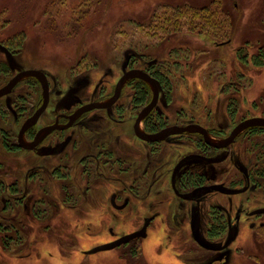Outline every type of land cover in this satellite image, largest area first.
Returning a JSON list of instances; mask_svg holds the SVG:
<instances>
[{
    "label": "rangeland",
    "instance_id": "374dc122",
    "mask_svg": "<svg viewBox=\"0 0 264 264\" xmlns=\"http://www.w3.org/2000/svg\"><path fill=\"white\" fill-rule=\"evenodd\" d=\"M187 6L194 9L212 7L218 10L220 19L227 16L231 24L229 35L226 38L218 36V29H212L215 33L209 29V34L197 30L167 35L162 32H166L165 27L150 25L156 11L166 13L169 7ZM150 27L153 29L148 30ZM0 45L17 48L12 58L18 67L11 69L0 50V69L7 67L8 70L7 75L0 73V87L18 70L37 69L47 73L51 103L46 117L53 113L57 91L64 93L76 88L78 81L86 83L75 91L83 100L108 97L127 70L130 56L136 58L141 69L146 68L149 61L158 62V66L172 77L173 91L168 97L161 93L158 105L168 124L200 122L212 125L218 129L216 131L221 130L219 132L230 131L236 122L227 113L232 101L240 109L237 117L259 116L264 112V66L254 64L261 51L264 53V0H0ZM242 57L247 58L246 63ZM39 88L28 78L0 100V127L14 132L9 139L17 137L19 122L10 124L15 117L6 109V102L23 99L24 110L30 109L41 99ZM132 94V88L127 86L118 103L126 109L128 123H134L138 113L131 104ZM104 115L110 116L113 125H117L110 112L91 114L85 121L92 130L88 128L83 137L89 139L86 141L90 146L79 144V149L76 145L74 150H66L54 159L13 151L4 145L0 134V180L13 183L20 179L24 184L29 177L25 186L32 191L27 201L28 209L20 208L12 215L7 214L20 232L8 233L7 250L0 241V264H264V227L258 222L252 229L249 223L254 218L248 219L245 214L264 205L262 188L232 198L203 193L195 199L197 204L182 201L178 208L179 201L171 191L170 180L175 163L194 148V142L189 140L167 142L162 146L163 153L156 158L124 133L127 124L115 130L114 134L125 144L121 150L126 152V158L141 160L143 154L148 163L149 183L152 185L155 181V185L153 189L149 187L148 192L145 188L141 200L135 197L140 194L135 187L134 207L137 209H127L114 220L112 213L115 211L109 209L106 202L110 201L119 183L124 185L126 178L109 183L106 181L109 171L105 170L101 182L96 181L85 192L86 177L82 174L79 158L83 154L81 149L84 148L85 153L94 147L92 134L96 133L97 125L103 127L107 122L100 118ZM11 143L14 141L8 143L12 147ZM137 150L142 151L139 154ZM251 158L248 156L246 163ZM61 160L65 164H60ZM67 160L69 162H65ZM254 162L252 160L250 165ZM243 163L246 164L245 160ZM228 165L227 162L194 170L204 171L214 176L211 182L227 186L223 171ZM53 169L68 176L65 185L71 183L70 196L64 205V183L52 174ZM35 170L37 174L33 173ZM140 171L141 168L135 173ZM261 183L258 182L263 185ZM46 201L56 202L61 209L48 215L47 207L41 204ZM145 203L155 205V210L142 209ZM211 204L243 207L239 206L243 212L240 223L232 214L235 228L240 230L238 237L234 239L232 234H227L216 240L202 239L220 247L230 245L227 250L230 255L224 263L216 261L221 253L200 247L191 232L192 208L200 206L198 226L204 234L212 215ZM155 211L160 212V217L149 228L146 239H138L110 252L84 253L107 240L140 229L144 216ZM174 211L179 213L176 222L168 220ZM261 220L264 221V216ZM111 228L114 236L109 232Z\"/></svg>",
    "mask_w": 264,
    "mask_h": 264
},
{
    "label": "flooded vegetation",
    "instance_id": "af4514ba",
    "mask_svg": "<svg viewBox=\"0 0 264 264\" xmlns=\"http://www.w3.org/2000/svg\"><path fill=\"white\" fill-rule=\"evenodd\" d=\"M3 47L8 52H10L11 56H13L12 54H15V51L17 50V48L14 45L13 46L3 45ZM2 52L6 55L4 51ZM7 61L11 69L18 68L17 65L14 63V61H13L14 65H12L8 59ZM158 65H159L158 62L149 61L146 65V68L144 67L143 69H141V67L137 65L136 58L134 56H130L128 58L126 65L127 70L124 72L125 74L126 72L135 69L142 70L146 72L148 75H150L158 85L159 98L157 105L152 110V112L146 118H144L142 122L139 124V129L145 134L154 135L165 129L176 126L187 127L190 125H199L207 131L209 135V139L213 143L221 144L224 141H226L232 135L233 131L243 122H246L251 119H264V112L261 113V115L259 116L253 115L248 117L246 115H241L237 117L238 114H240L239 112L240 109L236 106V104L233 103L232 99H230L232 103L227 107V113L230 115V118L233 120V122L236 121L230 131L224 130L222 132H219L221 130L216 131L218 129L214 128L212 125H206V124L204 125L200 122L198 123L192 122L188 124L176 123L174 125L168 124L165 121L163 114L158 109V105L160 102L161 93L165 94L168 97L172 93L173 88L171 89L165 88V86L161 83V81H159L155 77V74L162 73L163 75H166L171 80V84L173 79L170 75L166 74L163 68H160ZM6 68L0 69V73H3V75H7L8 70ZM28 70H37V69L18 70V73L12 76L6 83H4V85L0 87V90L3 87H5L19 73ZM37 71H41V70H37ZM43 73L46 75L49 83L48 104L44 109V111L42 112V114L40 115V117L38 118V120L36 121V123L25 131V133L22 136V139H20V135L25 123L30 118H32L37 113V111H39L44 105L45 99H44V90L42 84L35 77H31V76L25 77L20 82H18L17 85L8 94L0 97L1 100L9 96L20 85L21 82H23L28 78L33 79L35 81V84L40 87L39 89L42 92V96L40 97L41 99L39 100V102L36 103L35 105H31L32 108L27 110H24L25 108L23 107V99L18 98V100L16 101L17 103L16 102L12 103V101L6 102V109L7 110L9 109L10 112L12 113V116L15 117V120H12V123L10 122V124L13 126V123L17 121L19 122L18 124L19 126L18 125H17L18 127L16 126L18 128L17 131L18 135L17 137L13 136L14 139H9L10 136H12V134L14 133L13 131L10 132L8 129H5V127H0V134L2 136V141L6 147H9L13 151L16 152L26 151L34 154L33 155L34 157L40 159H47V158L54 159L62 156L66 150H70V149L74 150V148H76V145L78 146L80 144L83 147L85 145L90 146V143L86 141L89 139L86 138L84 140L83 137L88 133L87 132L88 128L92 130L90 126L89 127L87 126V121H85L86 119L89 118V116H91V114L96 112H105V113L110 112L111 114H113L114 115L113 119L114 121H116L115 123H117V125L116 126L113 125L110 116L109 117L105 115L101 116L100 117L101 120L107 122L103 123V127L101 124L97 125V130L95 131L96 133L92 134V137L94 139V143H93L94 147L93 146L90 147V150L88 149V152L85 153H84L85 149L84 148L81 149V151H83V154L79 158H80V165L82 167V174L86 177L87 187L85 192H88L91 188V185L94 186L96 181L101 182V178L105 170L109 171L110 177L109 178L107 177L106 180L109 183H112L117 179L121 180L124 177L126 178L124 180L125 181L124 185L122 183H119L115 188L116 190L112 192L110 196V201L106 202V206L108 205L109 209L115 211L114 213H112L114 220H116L119 213L127 211V209H131L132 211H134V209H137V207H134L135 187L138 190V192H140V194L136 195L135 197L141 200L142 199L141 193L144 194L145 188L147 189L148 192L149 187L153 189L154 187L153 184L155 185V181H153L152 185L149 183L150 176H149L148 163L145 162V158H143V154L141 155L142 161L129 159L126 158L124 155L126 154V152L124 150H121L122 148H124L125 144L123 143V141H121V138H119L117 135L114 134V132L116 129L122 128L125 124H127L128 128L124 131V133L131 136L133 140L135 139L139 143H141L144 148H147L146 149L148 150L147 154L149 153L150 155L156 158H158L163 153L162 146L169 141L174 140L175 141L174 143L177 142L180 143L181 141L184 140H189L190 142H194L193 143L194 148H192L193 150L190 151L189 153L184 154V156L178 159V161L175 163L173 167V171L171 175V180H170L171 191L173 192L176 199L179 201L178 208H181L182 201L189 203L192 202L196 203L195 199H199L198 197L201 196L203 193L221 194L228 198H232L233 196L243 195L250 191H255L259 187L262 188L264 191V126H250L244 129L235 137V139L230 144H227V146H223V147H217L210 143L208 144L203 134H200L199 132H184L182 134H174L167 137L165 140H157V141H148L141 139L136 134V130H135L137 119L139 118V115L142 112V110L146 108L154 98V90L152 86L147 82L138 78L131 79L125 83V85L122 88L120 98L113 105L103 108H90V109L87 108L94 104L108 103L114 96L116 87L124 74L121 75L113 92L104 99L83 100L81 96L76 94L75 92L78 88H81V86L83 87V85L86 84L83 81H78L76 88H72L64 93L63 92L61 93V91H57L56 93L57 98L55 99L56 105H54V108H52L53 113L49 115L50 117H46L48 114V110L50 109V103H51V84L47 73L45 72ZM137 80L144 82L150 89V99L143 107H139L134 103V99L136 95L134 83ZM127 86L132 88L133 91L131 104L134 107V109L138 110L134 123L132 121L128 123V120H125L126 109L118 104L119 101L121 100L124 89ZM150 116L152 121L161 120V126L156 131H151L148 129L147 120L148 117ZM80 126L81 128L78 129L76 132V129L79 128ZM11 140L14 141V143H11L13 145L12 147L8 145L9 141ZM6 141L7 144L5 143ZM24 145L28 146L29 148H25ZM80 145H79V149H80ZM137 151L140 154L142 150H137ZM248 156L252 158L248 160L249 163L248 161L246 163V159ZM185 158L188 159L183 162ZM211 159L219 160V161L210 162ZM244 160L246 164L243 163ZM252 160H255V162L254 164L250 165V162ZM65 162H69V161L67 160ZM140 162L142 167L140 166ZM227 162L229 165L226 171H223V174H225L224 180H227L228 182L227 186L222 185V183L220 182L217 183L211 182L214 176L210 177L209 174L204 171L202 172V171L194 170L195 168H200L201 170H203L214 166H220ZM60 164H65V163L61 160ZM139 168H141V171L138 172V174H136L135 172L136 170L138 171ZM37 170H35L33 173L37 174L38 173ZM52 174L58 177L59 180L64 183L62 185V193H64L65 195L64 194L63 195L66 196L62 201V205H64L65 202L68 201V197L70 196L69 195L70 192L68 190L70 189L71 183L65 185L66 181H68L66 180V177L68 176L61 174L59 172V169L57 170L53 169ZM197 177L202 179L201 183L199 184H197L196 181ZM28 180L29 177L28 179L24 180V184L21 182L20 179L14 180L13 183H5L4 181L0 180V227H1L0 241L2 243L4 250H7L8 248V245L6 244H5L6 248L4 247L6 238H9L10 236L8 233L10 231L15 232L16 234L20 232V229L18 228L17 224L14 223L13 219H9L10 217L7 216V214L12 215L14 211L20 208L28 209L27 201L32 194L31 188H27L25 186V184L29 183L30 180L29 181ZM259 181H261L262 182L261 184L263 185H259L258 184ZM215 186L219 187V189H221L222 191L213 189V187ZM206 187H209V189L201 190V192H199L190 199H185L182 196L184 194L191 193L197 189H202ZM51 197L53 196L51 195L50 198ZM41 204H44L47 207L46 212L48 215L50 214L51 216L53 215L54 210L58 211L61 209V206L54 201L41 202ZM143 206L144 207H141L142 209L144 208L146 209L148 207L149 209L155 210L156 208L155 205H148V203H145V205ZM239 206L241 205H238V207L237 205L235 206L231 205L230 207L227 208V207H222L220 205L211 204L209 210L212 212V215L210 214L211 219H209L208 227L206 229V232L204 233L205 235L203 234L202 229L198 226L199 218L201 215L200 206L196 208H192L191 232H192V236L194 237L198 245L202 247L197 239L205 243L202 240L204 238H207L209 239V241H211L222 238L227 234H232L234 239L236 235L238 237V232H240V230L239 228H235L236 227L235 224L236 222L240 223L242 221V215H243L242 212L243 207L241 206L242 207L241 208ZM261 210H264V205L258 206L256 208H253L252 210L245 212L248 219L254 218V220L250 221L249 223V226L252 229L256 227L258 222L261 227H264V221L261 220L262 217L264 216V212H259ZM195 213H197V221L195 227L193 228V215ZM233 213L236 219L235 223L232 221ZM178 215L179 213L175 214L174 211L172 214V218L168 220L176 222ZM159 217H160V212L158 211L153 212L150 216H144L143 224L140 229L125 234L123 236L117 237L115 239L107 240L90 250L84 251V253L91 255L88 252H90L91 250L97 247L114 243L115 241L123 238L124 236L138 232L142 230L146 222L150 220L146 237L136 238L126 244H122L114 249L105 250V251L106 252L114 251L122 246L129 245L130 243L137 241L138 239H146L148 237L149 228ZM218 217L223 219L224 224L221 231H219L217 234H213L212 233L213 227L216 225V219ZM109 232L112 236L115 235L114 229L111 228ZM3 233L5 234L3 235ZM205 244L209 246V249H206L204 247L202 248L211 252L221 253V255H218V257H216V261L218 263L225 261V259H227V257L230 255V252L227 251L229 248L228 246H230L229 244L224 247L213 245L211 243L210 244L205 243ZM105 251H100L95 254Z\"/></svg>",
    "mask_w": 264,
    "mask_h": 264
},
{
    "label": "water",
    "instance_id": "95a60500",
    "mask_svg": "<svg viewBox=\"0 0 264 264\" xmlns=\"http://www.w3.org/2000/svg\"><path fill=\"white\" fill-rule=\"evenodd\" d=\"M0 50L4 51L6 53L7 59L9 60V62L12 65H14L10 52H8L1 45H0ZM30 76L35 77L42 84V87L44 90L45 102H44V105L42 106V108L39 111H37V113L25 123V125L21 131L20 139H22V136L25 133V131L28 128H30L33 124L36 123V121L38 120V118L40 117V115L42 114V112L44 111V109L46 108V106L48 104V100H49L48 79H47L46 75L41 71H37V70L23 71V72L19 73L17 76H15L5 87H3L0 90V97H2L4 95L8 94L17 85V83L20 82L23 78L30 77ZM137 78L147 82L148 84H150L154 90L153 100L151 101V103L146 108H144L142 110V112L139 115V118L137 119V124H136L135 130H136V134L141 139L148 140V141H157V140H165L167 137L174 135V134H182L184 132H199L200 134H203V136L205 137V140L208 144L210 143V144L217 146V147H223V146H227V144H230L235 139V137L240 132H242L244 129H246L250 126H264V119H251V120H248L246 122H243L233 131L232 135L226 141H224L221 144L213 143L209 139V135H208L207 131L199 125H190L187 127L176 126V127H171V128L165 129V130H163L157 134H154V135H147L139 129V124L142 122V120L144 118H146L152 112V110L157 105L158 98H159V88H158V85L155 82V80L150 75H148L146 72H144L142 70H138V69L128 71L122 76V78L120 79V81L116 87V91H115L114 96L112 97V99L108 103L94 104V105H91L87 108H89V109L90 108H103V107H108V106L113 105L120 98L121 91H122V88L125 85V83L131 79H137ZM21 145H23V144H21ZM24 147L29 148L28 146H25V145H24ZM187 159L188 158H185L183 160V162L186 161ZM217 161H219V160H214V159L210 160V162H217ZM208 189H209V187L197 189L191 193L184 194L182 196L185 199H190V198L194 197L196 194H198L199 192H201V190H208ZM213 189L222 191L221 189H219V187H216V186L213 187ZM259 212H264V210H261ZM196 221H197V213H195L193 215V228L195 227ZM149 223H150V220H148L146 222L145 226L143 227V229L138 231V232L124 236L123 238L115 241L114 243L97 247L88 253L89 254H95V253L100 252V251L111 250V249H114V248H116L122 244H126V243H128V242H130L136 238H140V237L144 238L147 236V229H148ZM197 240L202 247L209 249V246H207L205 243L201 242L199 239H197Z\"/></svg>",
    "mask_w": 264,
    "mask_h": 264
},
{
    "label": "trees",
    "instance_id": "16d2710c",
    "mask_svg": "<svg viewBox=\"0 0 264 264\" xmlns=\"http://www.w3.org/2000/svg\"><path fill=\"white\" fill-rule=\"evenodd\" d=\"M166 13H156L153 15V20L150 25L156 26V28L165 27L166 32L164 34H171L175 32H182L187 31L188 33H195L197 30L204 32L207 31L209 34V29L215 33L212 29H218V32L220 33V37H227L230 33L231 24L229 22V18L226 16L222 17V19L219 18L218 10L214 11L212 10V7H206L203 9H194L192 7H169V9H166ZM228 19V20H227ZM182 21H184L182 23ZM153 28L150 27L148 30H152ZM217 31V30H216ZM155 33H158V31H155ZM217 35V34H216ZM241 51H239L240 53ZM242 59L246 60V57H242ZM246 62V61H245ZM255 64L257 66H264V53L261 51L259 58H255ZM155 77L161 81V83L165 86L167 89L172 88L171 80L162 73H156ZM135 90L136 95L134 99L135 105L139 107H143L150 99V89L149 87L142 81H135ZM148 129L151 131H156L161 126V120L158 121H152L151 116L148 117ZM257 131V130H255ZM7 144V141L5 142ZM8 146V145H7ZM201 178L197 177L196 181L197 184L201 183ZM190 183V182H189ZM196 184V185H197ZM223 219L218 217L216 219V225L213 227V234H217L219 231L222 230L223 227ZM1 229V227H0ZM6 243H4V247L6 248Z\"/></svg>",
    "mask_w": 264,
    "mask_h": 264
}]
</instances>
